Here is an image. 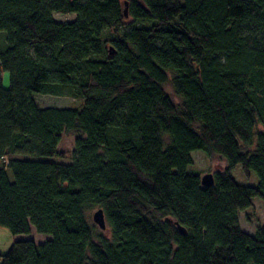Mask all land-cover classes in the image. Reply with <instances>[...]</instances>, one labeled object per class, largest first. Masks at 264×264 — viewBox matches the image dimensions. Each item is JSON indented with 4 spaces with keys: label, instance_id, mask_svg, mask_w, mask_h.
Segmentation results:
<instances>
[{
    "label": "trees",
    "instance_id": "1",
    "mask_svg": "<svg viewBox=\"0 0 264 264\" xmlns=\"http://www.w3.org/2000/svg\"><path fill=\"white\" fill-rule=\"evenodd\" d=\"M65 93L82 107L33 99ZM197 150L224 162L213 186L188 172ZM255 197L264 0H0V226L49 237L0 264H264V225L240 224Z\"/></svg>",
    "mask_w": 264,
    "mask_h": 264
},
{
    "label": "rangeland",
    "instance_id": "2",
    "mask_svg": "<svg viewBox=\"0 0 264 264\" xmlns=\"http://www.w3.org/2000/svg\"><path fill=\"white\" fill-rule=\"evenodd\" d=\"M54 18L60 22H67L74 19V14L54 13ZM5 86L9 85V72H5L4 75ZM167 92L170 94L175 102H178V98L175 96L170 85L166 86ZM33 99L36 104L41 108L53 107V108H81L84 104L83 99H77L65 93L62 96L48 95V94H35ZM260 129L262 127L260 126ZM78 135L73 133H63L61 136L58 150L71 152L75 148V141ZM193 163L189 166L188 172L193 174L204 175L206 173H213L216 168L224 166V162L210 159V157L202 150L192 152ZM55 160V158H51ZM62 161V160H59ZM70 162L69 158L63 160ZM232 175L235 180L243 185H256L258 182V176L255 172L251 173L250 177L245 176L242 168L238 165L232 170ZM97 209L88 211L87 216L90 222H94L93 215ZM240 224L243 230L249 233H255L259 225H264V202L261 198L255 197L253 199V206L251 208L240 211ZM99 228V226H98ZM105 233H109L106 228ZM31 234V235H30ZM29 235H14L8 228L0 226V254H5L12 243L22 239H33L35 242H43L45 235L39 234L36 231H32Z\"/></svg>",
    "mask_w": 264,
    "mask_h": 264
},
{
    "label": "water",
    "instance_id": "3",
    "mask_svg": "<svg viewBox=\"0 0 264 264\" xmlns=\"http://www.w3.org/2000/svg\"><path fill=\"white\" fill-rule=\"evenodd\" d=\"M125 4L127 5V3ZM125 14L127 15V9L125 10ZM110 53L114 54L112 47L110 48ZM200 177H201V183L206 187L213 186L215 183L213 173H206ZM93 220L102 230L106 229L107 225H106L104 213L101 209L96 210V212L93 215Z\"/></svg>",
    "mask_w": 264,
    "mask_h": 264
},
{
    "label": "crops",
    "instance_id": "4",
    "mask_svg": "<svg viewBox=\"0 0 264 264\" xmlns=\"http://www.w3.org/2000/svg\"><path fill=\"white\" fill-rule=\"evenodd\" d=\"M30 235H31V234H30ZM48 238H49V237L45 236L43 242L46 241ZM43 242H38V243H43Z\"/></svg>",
    "mask_w": 264,
    "mask_h": 264
}]
</instances>
